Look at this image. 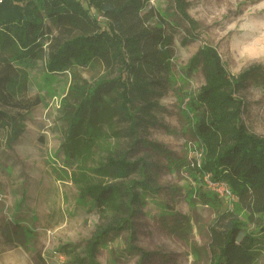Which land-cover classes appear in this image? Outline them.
<instances>
[{
	"label": "trees",
	"instance_id": "trees-1",
	"mask_svg": "<svg viewBox=\"0 0 264 264\" xmlns=\"http://www.w3.org/2000/svg\"><path fill=\"white\" fill-rule=\"evenodd\" d=\"M0 1V132H7L9 144L16 141L27 115L42 102L29 95L31 64L43 61L51 75L72 71L61 107L64 147L68 159L82 163L73 182L106 219L91 252L113 232L129 231L133 242V219L144 192H155L156 183L151 164L130 160V150L143 143L141 129L156 124L155 112L171 86L173 24L149 0ZM175 2L191 31L197 30L185 0ZM192 63L200 64L205 75L191 101L193 128L203 145L200 167L194 166L213 181H225L237 200L210 227L211 264H255L257 236L264 234V136L249 130L238 94L264 68L250 66L233 75L208 42ZM77 69L91 71L92 77L84 78ZM122 138L129 139L128 149H120ZM112 140L118 147H111ZM97 149L102 154L96 159ZM137 173L140 178L131 179ZM237 208L247 212L255 230Z\"/></svg>",
	"mask_w": 264,
	"mask_h": 264
},
{
	"label": "rangeland",
	"instance_id": "rangeland-1",
	"mask_svg": "<svg viewBox=\"0 0 264 264\" xmlns=\"http://www.w3.org/2000/svg\"><path fill=\"white\" fill-rule=\"evenodd\" d=\"M185 2L197 23L194 32L175 0H149L174 26L176 56L171 86L153 118L156 124L142 128L143 143L130 150V160L144 158L151 164L156 183L155 192H144L143 205L133 219L134 241L129 231L113 232L91 252L97 228L106 219L73 182L82 163L68 159L64 147L61 107L73 72L51 75L38 61L28 68L29 95L40 96L41 104L27 115L25 131L16 141L9 144L7 132H0V264L212 263L210 227L231 202L209 185V175L194 166L200 167L203 145L193 128L191 101L205 84V75L192 61L208 42L233 75L250 66L264 68V0ZM77 71L92 77L91 71ZM238 95L249 130L264 136V71ZM128 142L122 138L120 149H128ZM109 143L118 147L115 140ZM96 153L97 159L102 152ZM236 213L250 230L256 229L247 221V212L237 208ZM256 242L255 264H264V234Z\"/></svg>",
	"mask_w": 264,
	"mask_h": 264
},
{
	"label": "built area",
	"instance_id": "built-area-1",
	"mask_svg": "<svg viewBox=\"0 0 264 264\" xmlns=\"http://www.w3.org/2000/svg\"><path fill=\"white\" fill-rule=\"evenodd\" d=\"M207 182L213 189H215L219 194H222L223 196H225L229 201L236 200L235 195L232 193L228 184L225 181L216 182V181H213L210 178V176H207Z\"/></svg>",
	"mask_w": 264,
	"mask_h": 264
}]
</instances>
